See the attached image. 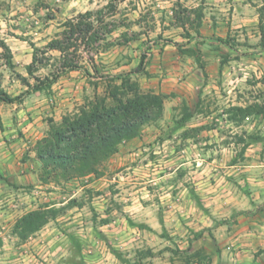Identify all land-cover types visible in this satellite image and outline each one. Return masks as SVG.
<instances>
[{
	"label": "rangeland",
	"instance_id": "374dc122",
	"mask_svg": "<svg viewBox=\"0 0 264 264\" xmlns=\"http://www.w3.org/2000/svg\"><path fill=\"white\" fill-rule=\"evenodd\" d=\"M107 4L108 0H0V41H5L6 38H20L27 40L28 46L26 47L29 49L21 50L19 57L12 52L15 68L7 65L5 56L0 58V88L12 96L23 95V102L44 96L50 98L54 106L65 107L66 102L70 103L67 109L45 116L42 137L49 131L51 119L61 122L65 115L76 112L84 105L87 97H93L95 83H99L98 91L104 92V83L98 75L105 77L108 74L118 75L134 71L145 53L147 55L145 67L148 75H134L140 82L141 77H150L148 69H159L160 74L167 75V70L163 65L164 58L167 56L172 62H177L178 56L182 55L186 59V65H197L199 68L203 65L206 71L209 67H231L235 68L236 73L227 75L225 83H223L224 80L215 82L218 86L217 93L202 92L200 107L198 106L199 100L189 105L186 101L175 102L173 94H167L162 118L146 127L162 133L156 138H152L151 136L155 135L152 134L146 139L148 142L142 145L149 146V148L140 152L139 155H134L136 160L133 161V167L136 169L130 168L131 165L127 164V162L131 163L132 159L128 152L131 147L141 146V143L135 144L127 141L121 145L119 152L104 163L99 174L90 177L108 180L140 178L142 171H147L140 163L142 157L152 159L148 172L151 177H157L160 167L154 171L155 158L160 156V159H168L169 156L167 158L164 156L173 151V145L178 140L174 134L180 130L185 131L186 134H193L195 137L203 130L223 132L226 135V142L240 144L233 162L243 164L253 162L254 159L264 168V113H252L241 119L236 110H232L236 106L247 107L256 103L264 105V38L259 27L261 18L264 20V0H124L118 2V9L114 14L109 13L105 8ZM100 10L104 12V23H99L97 16L92 20L95 22L96 30L100 31L99 34L104 39L99 40L94 47L82 45L76 56L79 63L89 69L92 76H88L83 69L72 70L74 73L68 71L52 88L27 94L28 86L22 80L23 77H27L31 83H36L34 77L44 78L50 73L57 72L61 67V53L56 50L48 51L44 55L47 57L44 60V66H40L34 77L30 76L27 67L33 60L32 44L45 49L52 39L62 37L64 23L68 19L87 11ZM199 13L202 25L197 30ZM228 35H230L233 46L219 40L220 38L225 39ZM15 43L19 42L16 40L11 42L13 46ZM186 49L199 51L200 64L193 55L186 52L188 51ZM3 51L0 46V52ZM30 53H32V58H29ZM39 57L42 58L43 54L39 53ZM237 68H243L240 73L245 71L241 75L246 78L240 82L237 80L233 82L232 80L239 76ZM205 76L207 82V72ZM185 106L189 108L192 116L182 122ZM1 107L0 119L1 115L7 113L13 116L16 122L17 111H14L13 104L1 102ZM1 130H6L3 124ZM21 133L24 135L23 132ZM27 139L25 138L26 142L28 141L25 146L29 148L26 151H31L39 139L33 142ZM137 139L139 140V137ZM5 140L7 144H10L13 139L9 140L8 135V138L5 136ZM163 144L167 149L162 154H155L154 147H162ZM248 148L252 149L249 155L246 154ZM27 157L20 158V160L33 159L29 154ZM138 163L139 166L136 165ZM173 170L172 166H163L161 171L169 173ZM175 178L176 176L171 174L167 180L172 181ZM0 179L1 194L17 193L23 197L32 195L34 209L46 207V205L62 207L75 199L76 202L72 206L48 224L50 228L58 231L60 238H67L72 232L75 241L74 248H66L63 246L64 241H59L60 246L67 251L64 255L62 252L65 251L62 249L55 253L53 264H87L83 248L78 240L77 229L85 225L86 220H83L85 211L88 212V220L95 219L97 214L92 203L93 193L89 191L85 199L76 192L79 186L75 182L81 178L61 184H45L40 178L39 169L37 182L13 184L2 174H0ZM190 181L188 177L184 184H190ZM115 183L117 182H114V188L120 191L121 187L117 188ZM84 205H86V210L82 209ZM259 205L258 209L263 215L260 222L264 224V201ZM69 222H71V232L67 228ZM259 235L264 239V230H261ZM157 236V234L151 236L155 238L150 240L157 243L159 241ZM162 236L165 238L163 243H166V247L157 252H153L150 248L136 251L133 249L132 255L128 256L129 251L125 253L111 245L112 252L128 264H149L152 259L143 260L168 251L173 253L181 264H184L186 255L189 253L181 252L178 247L179 239L172 236L168 229L163 232ZM237 249L236 252L239 250ZM149 251H152V254H148ZM229 251L230 253L235 252L233 247ZM242 255L246 264H264V242H260L251 250L248 248ZM37 258L44 264L46 263L41 252L37 254ZM21 263L24 264V262Z\"/></svg>",
	"mask_w": 264,
	"mask_h": 264
},
{
	"label": "crops",
	"instance_id": "0c3cea01",
	"mask_svg": "<svg viewBox=\"0 0 264 264\" xmlns=\"http://www.w3.org/2000/svg\"><path fill=\"white\" fill-rule=\"evenodd\" d=\"M13 40L19 43L13 46ZM5 41L16 57L20 56L24 48L29 50L26 47L27 40L6 38ZM29 58H32V53ZM178 58L177 62H172L167 56L164 58L163 65L167 75L160 74L159 69H148L151 75L149 78H140L141 87L157 93L173 94L175 102L186 101L191 105L197 103L202 92L217 93L218 86L215 82L224 80L225 83L227 75L236 73L235 68L231 67H209L206 82L201 68L186 65V59L182 55ZM237 70L239 76L232 81L245 80L246 77L241 75L245 71L240 73L243 68ZM50 101V98L39 96L23 103H12L14 111H17L16 122L7 113L1 115L0 174L13 184L37 182L40 163L34 150L26 151L29 147L25 146L28 143L25 138L30 142L41 138L44 134L45 116L58 113L70 105L66 102L65 107L54 106ZM2 124L6 128L4 131L1 130ZM184 132L180 130L174 134L178 140L173 145V151L165 154L164 157L169 156L168 159H160V156L155 158L154 171L160 167L157 177H151L148 172L152 159L142 157L140 163L147 171H142L140 178L108 180L88 176L76 180L75 183L79 186L76 192L79 196L86 199L89 191L93 193L92 203L97 214L95 219L88 220V212L85 211V225L77 229L87 264H128L112 252L111 245L125 253L129 251L128 256L132 255L133 249L150 248L153 252L163 250L166 243H163L165 238L162 235L166 229L179 239L178 247L181 252L193 253L202 249L210 257L204 263L191 264H246L242 253L264 242L259 235L264 230V224L260 222L263 215L258 209L259 204L264 201L263 165L254 159L253 162L243 164L233 162L240 144L226 142L223 132L203 130L196 137ZM161 133L146 128L139 140L135 138L129 141L141 143V146L131 147L128 152L132 158V164L127 162L131 165L130 168L136 169L133 167V161L136 160L134 155L149 148L142 146L148 142L146 139L152 134L155 135L151 137L156 138ZM8 135L9 140L13 139L10 144L5 140ZM164 146L154 147V153L162 154L167 149ZM250 151L252 149L248 148L246 154L249 155ZM28 154L33 159L20 160ZM129 156L126 158H130ZM136 165L139 166V163ZM163 166H172L174 170L163 173ZM171 174L176 178L168 181L167 177ZM188 177L191 179L190 184H184ZM114 182H117V188L121 187L120 191L114 188ZM32 209V195H4L0 190V264H44L37 258L40 252L45 264H53L55 253L62 249L65 251L62 252L64 255L67 251L60 246L59 241L63 240L66 248H74L71 222L67 223L71 232L67 238H60L55 228L46 225L37 235L23 242L14 232V227L17 220ZM82 209L86 210V205ZM155 234L159 239L157 243L150 240L155 238L151 237ZM232 247L235 252L230 253L229 249ZM147 259H152L149 264H181L168 251L149 256L143 261Z\"/></svg>",
	"mask_w": 264,
	"mask_h": 264
},
{
	"label": "trees",
	"instance_id": "16d2710c",
	"mask_svg": "<svg viewBox=\"0 0 264 264\" xmlns=\"http://www.w3.org/2000/svg\"><path fill=\"white\" fill-rule=\"evenodd\" d=\"M124 0H108L106 9L114 14L118 9V2ZM97 16L99 23H104V12L87 11L76 17L68 19L64 23L62 37L52 39L41 49L35 44L33 60L28 65V74H34L40 66H44V55L48 51H59L61 53V67L57 72L50 73L44 78L34 77L36 83H31L27 77L23 81L27 84V94L50 89L68 71L83 69L88 76H92L89 69L82 66L77 60V54L82 45L94 47L103 40L99 30H96L95 22L92 20ZM188 20H190L189 16ZM197 30L202 25L201 14H198ZM259 27L264 38V20L261 18ZM200 32V31H198ZM130 40V39H128ZM220 41L233 46L230 35ZM3 52L0 58L5 56L7 65L15 68L10 46L5 41H0ZM187 53L193 55L197 62H201L198 50L186 49ZM39 53L43 57H39ZM147 55L144 53L136 70L118 75L99 76L104 83V92L100 93L99 83L94 84L93 97H87L86 102L76 112L65 115L61 122L51 119L47 134L39 139L34 147L36 157L40 162V178L43 183L61 184L78 178L99 174L101 167L113 155L119 152L123 143L140 137L148 125L162 118L165 109L167 94L157 93L154 90H143L136 74L148 75L145 67ZM206 75L204 66L201 65ZM25 95V94H24ZM23 95L12 96L3 88H0V103L23 102ZM202 98H199L198 106ZM182 122L192 116L187 106ZM239 117L244 118L252 113H264V105L256 103L247 107L236 106ZM240 114V115H239ZM235 118V117H234ZM71 200L68 205L62 207L46 205L29 211L20 217L14 227V232L24 242L57 219L66 209L75 203ZM148 254H152L149 251ZM210 257L202 249L186 255L184 264L193 262L204 263Z\"/></svg>",
	"mask_w": 264,
	"mask_h": 264
}]
</instances>
